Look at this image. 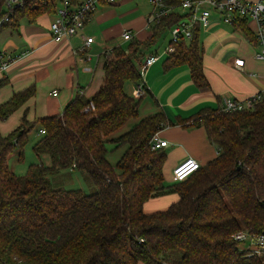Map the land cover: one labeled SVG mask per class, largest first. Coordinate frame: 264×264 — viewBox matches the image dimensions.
I'll return each mask as SVG.
<instances>
[{"label":"trees","instance_id":"16d2710c","mask_svg":"<svg viewBox=\"0 0 264 264\" xmlns=\"http://www.w3.org/2000/svg\"><path fill=\"white\" fill-rule=\"evenodd\" d=\"M0 0L2 29L17 28L55 13V0H20L10 11ZM76 6L79 0H70ZM179 4L181 0H168ZM182 18L169 13L153 27L147 41L133 38L107 54L103 81L88 99L76 96L62 114L33 121L20 119L8 135L0 132V261L4 264H264L234 239L240 232L264 233V99L250 110L223 112L204 108L181 126H202L217 156L182 181L165 184L166 151L151 149L150 139L172 126L156 112L139 118L140 98L124 91L126 83L140 81L136 62L142 48ZM257 44L246 20L232 25ZM201 27L191 39L173 44L175 52L163 61L170 69L187 65L198 87L207 85L203 72ZM140 65V64H139ZM6 84L0 80V88ZM31 85L0 104V122L31 100ZM92 103L93 108L89 105ZM139 118V119H138ZM129 120H137L117 134ZM39 124L41 139L33 146L37 157L49 156L48 166L31 164L18 176L7 164L14 149L19 160L27 134ZM125 147L113 166L106 144ZM64 169L82 172L94 192L54 188L50 176ZM175 194L167 209L147 213L144 204Z\"/></svg>","mask_w":264,"mask_h":264},{"label":"crops","instance_id":"0c3cea01","mask_svg":"<svg viewBox=\"0 0 264 264\" xmlns=\"http://www.w3.org/2000/svg\"><path fill=\"white\" fill-rule=\"evenodd\" d=\"M128 1L130 0H119L115 3L101 1L84 22L82 29L61 42H55L50 32L55 13L43 14L34 22L21 21L14 30H0V53H4V60L7 57L12 59L7 70L2 73L1 78L6 80V84L0 88V104L31 85L36 88V94L31 100L0 122L3 136L19 125L24 113L29 121H33L62 114L65 106L78 95L91 99L102 84L107 54L113 47L120 45H115L119 40L125 44L128 42L122 40L124 31L132 32L136 41L148 40L153 27L160 22H149L153 11L150 0H144L149 8L143 15L139 10V15L126 21L120 28V18L129 10L122 11L119 6ZM55 3L59 6L58 0ZM246 21L255 35V22L251 19ZM86 37L93 38L88 46L84 43ZM170 39L171 35L159 47H156L158 38L145 45L140 62H136V66L140 67L139 64L145 56L156 54L158 57L144 75L146 90L140 98L143 100L139 104L140 118L161 111L166 116V121L174 124L164 125L157 133L159 139L167 143L163 148L166 151L164 181L168 180L171 170L182 161L192 159L204 166L218 154V149L210 143L202 126H181L175 124L178 119L189 118L204 108H221L227 98L244 101L264 90V60L254 58L255 52L259 50L257 44L250 42L232 25L219 21L215 12L211 15L210 25L201 31L203 72L207 85H195L185 64L170 69L163 67V61L169 55L166 49ZM82 47L84 49L80 51ZM164 54L167 57L161 59ZM237 59L244 61L242 67L234 65ZM87 68L90 73L85 72ZM58 87L65 89L59 99L69 97L68 100L65 104L58 103L47 109L45 114L39 115L38 92L41 91L46 99L51 100L49 94ZM133 88L135 91L134 84ZM124 91L127 93L125 86ZM127 95L136 98L135 94ZM58 97L59 94L52 99ZM177 198L175 194L153 198L144 204L143 209L147 213L165 210Z\"/></svg>","mask_w":264,"mask_h":264},{"label":"built area","instance_id":"2783aa9c","mask_svg":"<svg viewBox=\"0 0 264 264\" xmlns=\"http://www.w3.org/2000/svg\"><path fill=\"white\" fill-rule=\"evenodd\" d=\"M59 6H55V19L50 24V32L55 42L67 40L76 35L83 27L84 22L96 10L97 5L104 1L106 3H115L119 0H79L76 6L72 5L70 0H58ZM168 0H150L153 6L152 15L149 22H158L169 13H179L182 18L169 27L171 39L166 49L167 54H173L175 48L173 44L181 38L190 40L193 28L199 24L201 29H206L211 23V15L215 12L219 21L229 25L237 20L251 19L256 24L255 37L259 50L255 52L256 60H264V0H181L179 4H168ZM20 0H8L6 7L8 12L20 5ZM9 21L8 15L2 18L0 26ZM133 38L132 32L124 31L122 33L123 41H130ZM92 37H86L85 46L92 43ZM84 47L80 49L82 51ZM4 58V53H0V80L1 72L9 67L12 61L11 57ZM158 59L156 54H150L143 58L140 67V81L135 84V97L141 98L145 94L144 75ZM244 61L237 59L234 61L236 67H242ZM55 94V93H54ZM264 99V90L258 92L252 97L240 101L227 98L221 105L223 112H236L250 110L254 105ZM93 108L92 103L89 105ZM40 133H44L40 130ZM166 141L159 139L157 133L150 139L151 149H159L166 146ZM200 165L192 160L186 159L179 163L171 170V175L175 181H182L193 172L199 169ZM234 239L240 246L251 256L257 257L264 262V233L251 235L247 232H240L235 235Z\"/></svg>","mask_w":264,"mask_h":264},{"label":"rangeland","instance_id":"374dc122","mask_svg":"<svg viewBox=\"0 0 264 264\" xmlns=\"http://www.w3.org/2000/svg\"><path fill=\"white\" fill-rule=\"evenodd\" d=\"M141 5L143 6L141 7ZM136 7H138V9H136ZM148 8L149 6L144 4V0H130L122 4L121 6H119V9L122 11H127V10L129 11L120 18L121 22L119 23V27L122 28V25L126 21H128L134 16L139 15V10H141V15H143V13H145L148 10ZM169 37H170V31L168 29H164L158 36L156 47H159L162 44V42L164 44L165 41H168ZM117 44H120L124 47L126 45L125 43H121L120 40L115 45ZM164 57H167V56L164 54L161 56V59H163ZM85 72L90 73L89 68H87ZM2 73L3 72H1V75ZM57 89H60V90H57ZM57 89L53 90L49 95L52 98H56L59 94V97L57 99L51 98V100L46 99L45 95H43L41 91L38 92L39 111L38 110L37 111L39 112L38 113L39 115L45 114V111L47 109L52 108L58 103L65 104V102L68 100L69 97L67 99L63 98L60 100L59 98L63 96L65 89L61 87H58ZM125 90L127 91L128 94L130 93L132 96L134 95L133 84L127 83L125 85ZM142 102L143 100H140L139 104H142ZM136 122L137 120H129L120 128V130L116 133V135L126 132ZM38 129H39V124H35V127L31 129L29 133L27 134V143L25 144L24 149H23L22 159L19 160L17 148L12 151V153L9 155L7 159V164H8L9 169L18 176L26 174L27 169L31 164L43 163L46 166L50 164V159L48 155L43 154L37 157L35 153L33 152L34 144L38 140H40L42 137V135L38 132ZM106 148H107V159L113 166H115L119 158L122 156L125 150V147L122 146V147L115 148L113 145L107 143ZM167 178L168 180L165 181V184H171L175 182L172 175L169 174ZM50 181L54 188H60L64 190L80 189L84 191L85 193H91V192H94L95 190V187L86 178V176L82 172L75 170V169L60 170L58 173L50 176Z\"/></svg>","mask_w":264,"mask_h":264},{"label":"water","instance_id":"95a60500","mask_svg":"<svg viewBox=\"0 0 264 264\" xmlns=\"http://www.w3.org/2000/svg\"><path fill=\"white\" fill-rule=\"evenodd\" d=\"M0 264H4V263H2V262L0 261Z\"/></svg>","mask_w":264,"mask_h":264}]
</instances>
